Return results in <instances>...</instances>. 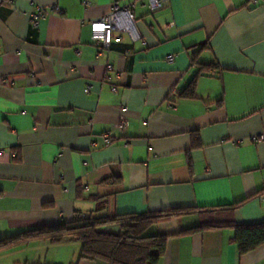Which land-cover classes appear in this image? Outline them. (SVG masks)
Listing matches in <instances>:
<instances>
[{"label":"crops","instance_id":"0c3cea01","mask_svg":"<svg viewBox=\"0 0 264 264\" xmlns=\"http://www.w3.org/2000/svg\"><path fill=\"white\" fill-rule=\"evenodd\" d=\"M132 1L143 40L119 33L109 49L91 22L114 0L0 4V240L182 209L147 229L168 235L158 264H264V243L241 252L229 225L264 223V0ZM82 247L32 240L0 249V264H109Z\"/></svg>","mask_w":264,"mask_h":264},{"label":"trees","instance_id":"16d2710c","mask_svg":"<svg viewBox=\"0 0 264 264\" xmlns=\"http://www.w3.org/2000/svg\"><path fill=\"white\" fill-rule=\"evenodd\" d=\"M210 65H203L202 70ZM196 77L185 89L186 97L195 96ZM182 209L161 213H144L104 218L81 217L76 222L54 226L34 227L0 240V249L32 240L53 243L75 239L83 243L81 258L101 260L109 264H158L167 245L168 235L148 234L147 229L159 220L181 214ZM124 223L121 233L99 230L101 226ZM235 229V241L241 252H247L264 243V223L256 225L229 224ZM227 225V226H229ZM203 225L190 229H200Z\"/></svg>","mask_w":264,"mask_h":264},{"label":"built area","instance_id":"2783aa9c","mask_svg":"<svg viewBox=\"0 0 264 264\" xmlns=\"http://www.w3.org/2000/svg\"><path fill=\"white\" fill-rule=\"evenodd\" d=\"M10 1L11 0H0V4H2L3 2L8 3ZM84 3L86 6L89 5L87 1H85ZM165 3L166 0L145 1V4L151 11L161 9L165 5ZM254 3H256V0H254ZM134 8L135 1L123 5L121 3V0H114L113 9L111 12L91 22L92 39L103 49H109L111 47V44L115 41L121 42L122 37L119 35V33H126L133 43L143 40V35L139 28V23L135 15ZM49 12H60V8L57 5L36 8L32 15L33 25L38 26L40 21ZM169 58L173 59L174 55ZM109 68H112V65H109ZM90 90V86H87L85 88L86 93L90 92ZM115 90L116 87H113V91ZM128 124L129 119L126 115H124L119 122V127L125 128L128 126ZM262 140H264V132L254 137V141L256 142ZM261 197L264 198V190L261 193Z\"/></svg>","mask_w":264,"mask_h":264}]
</instances>
